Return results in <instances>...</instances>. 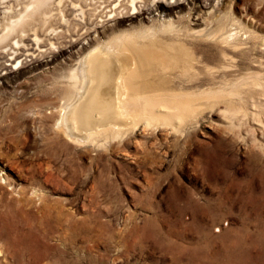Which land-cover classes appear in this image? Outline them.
Instances as JSON below:
<instances>
[{"label": "rangeland", "instance_id": "rangeland-1", "mask_svg": "<svg viewBox=\"0 0 264 264\" xmlns=\"http://www.w3.org/2000/svg\"><path fill=\"white\" fill-rule=\"evenodd\" d=\"M123 21L102 40L145 28L180 53L151 78L167 99L211 90L215 100L181 116L180 132L166 125L178 114L159 106L156 128L140 121L101 146L75 145L51 126L82 48L2 76L0 264H264V0H199ZM32 191L37 209L20 213L19 194Z\"/></svg>", "mask_w": 264, "mask_h": 264}, {"label": "bare ground", "instance_id": "bare-ground-1", "mask_svg": "<svg viewBox=\"0 0 264 264\" xmlns=\"http://www.w3.org/2000/svg\"><path fill=\"white\" fill-rule=\"evenodd\" d=\"M198 1L0 0V78L15 74L16 70L28 62L47 67L57 56L63 55L69 49L71 51L80 47L85 55L76 60L64 77L67 78L68 84L64 91L66 96L51 130L75 145L91 143L101 146L102 141L128 135L140 121L155 127L151 116L155 117L154 109L160 106L170 108L171 114H178L177 126L173 123L166 125L180 132L184 123L181 116L211 105L216 97L208 90L198 95L169 94L167 99L164 95L170 92L162 86L161 78L160 83L151 81L156 75L154 68L165 72L176 65L174 63L178 62L177 57L180 54L174 53L177 48H171L173 51H163L157 36L151 30L144 31L145 28H140L141 32L137 29L126 30L119 35L112 34L113 36L105 40L100 36L105 35L104 28L108 23H117L120 19L125 20L122 23L132 19L141 23L148 21L158 10L168 12L179 4L187 2L188 5L194 6ZM201 9L206 8L202 6ZM191 10L197 12L194 7ZM167 28L171 31L174 29L172 24H168L161 30ZM179 49L183 50L184 47ZM225 109L230 117L239 113L235 109ZM5 186L6 184L0 183V190ZM21 195L23 196L19 194V199L16 200L21 205L20 213L25 214V210L30 213L37 209L35 202L40 201V195L34 191L29 196L25 192ZM5 206L3 204L1 207ZM42 222L41 225L44 224Z\"/></svg>", "mask_w": 264, "mask_h": 264}]
</instances>
